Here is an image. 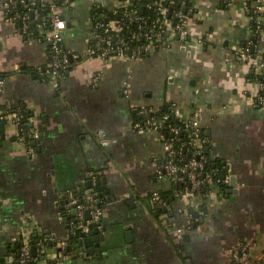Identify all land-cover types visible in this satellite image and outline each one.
<instances>
[{"label": "crops", "instance_id": "crops-1", "mask_svg": "<svg viewBox=\"0 0 264 264\" xmlns=\"http://www.w3.org/2000/svg\"><path fill=\"white\" fill-rule=\"evenodd\" d=\"M6 1L0 0L3 104L29 110L39 140L31 158L17 141L15 123L1 117L0 257L19 235L38 228L43 238H64L61 202L69 192L86 197L88 173L97 172L124 195L105 210L107 196L101 202L108 230L101 233L119 246L108 260L80 258L78 264H235L231 252L239 242L249 243L253 259L264 264V108L251 100L252 73L234 52L250 38L242 1L193 0L191 44L169 32L165 49L139 60L106 61L85 58L94 39L92 12L113 11L128 0H75L62 9V46L83 58L59 88L33 74L48 66L47 46L26 41L4 19ZM168 102L186 120L200 112L211 155L237 184L233 194L228 186L225 192L213 188L214 198L184 232L189 240L172 236L188 220L179 213L182 201L173 197L176 185L157 176L163 145L156 134L134 129L135 109L158 112ZM155 192L168 198L169 211L155 206L158 216L151 210Z\"/></svg>", "mask_w": 264, "mask_h": 264}, {"label": "built area", "instance_id": "built-area-1", "mask_svg": "<svg viewBox=\"0 0 264 264\" xmlns=\"http://www.w3.org/2000/svg\"><path fill=\"white\" fill-rule=\"evenodd\" d=\"M164 1V0H163ZM163 1L156 5H148V8L157 7V17L152 26L145 30L142 23L146 20L140 15L138 10L132 9L131 12H125L117 20L107 21L106 23L93 20L94 39L88 46L85 58H101L106 61L114 59H133L139 60L145 53H151L158 49L168 47L169 37H163L164 33H171L173 36L179 37V41L184 45L191 44L189 41L190 33L188 23L191 19L189 14L183 9L186 6L184 0H170V3H178L180 10L175 12L174 18L168 16L169 8L164 5ZM244 13L249 19L250 38L245 46L234 50L235 54L240 58L241 63L248 66L252 73L250 77V85L253 86L252 95L250 96L253 103L264 108V0H241ZM17 0H8L1 6V13L4 19L16 26L17 32L22 37L31 38L29 32L30 23L37 22L40 31L39 42H43L47 46L48 67L47 75L49 83L54 88H59L62 78L82 61V56L76 53L65 51L62 47V32L65 29V20L62 16V9L69 7L72 3L68 0L64 1L61 6L57 4V0H20V4L24 6V13H15L9 16L11 9L15 7ZM48 4V19L42 17V11H45L44 5ZM42 5V7H38ZM130 0L121 8L127 9ZM139 6V5H138ZM137 6V7H138ZM120 8L112 11L114 15H118ZM30 15L33 21L30 20ZM131 16L132 25L137 29L129 31V41L123 37V32L128 29L126 21ZM177 21L174 24V20ZM20 22V28L17 22ZM252 22L256 23L253 28ZM49 27V29H48ZM103 30V34L99 30ZM157 33V34H156ZM141 38L146 40V46L132 48L130 43L138 42ZM254 39L258 41L255 44ZM41 71V70H40ZM101 78L98 74L93 78L97 83ZM5 80H0V107H2ZM128 94V91H125ZM139 115L146 116L147 120L138 121L134 124V129L139 133L156 134L163 145L165 152L164 158L161 160L157 176L159 179L167 178L176 189L173 191V197L179 199L183 203V207L179 209V213L188 220V225L184 229H175L173 234L184 233L192 229L195 211H204L206 203L214 198L213 188L215 186H228L229 178H216L219 172L216 169L209 170L207 167L208 160L203 154V149L209 145L205 130L201 128L197 112L192 119H184L182 111L176 104H173L172 112L179 121H185L183 127L168 125L164 132V123L169 119L168 115L163 116L160 120L151 117L157 111L149 108L139 109ZM12 121L18 128L17 141L24 145L27 153L31 158L36 156V147L27 146V139L38 140V131L32 129L25 131L23 125L17 121L18 115H12ZM183 132L187 133V140L182 141L179 137ZM88 179H91L94 186L97 187L101 178L104 176L97 172L88 173ZM152 203L160 209L168 208L166 197L155 192L152 195ZM101 203L95 198L94 194L86 197L70 193L67 195V203L64 205L63 211L59 215V220L68 227V233L64 238L46 237L41 238L35 245L32 244V236L30 233L19 235L18 241H22L20 249L19 264H65L69 259L67 247L70 244L69 239L80 238V234L88 235L91 227L101 222L104 210L100 206ZM74 208L76 213H73ZM87 211L90 212V218H87ZM101 229V227H100ZM75 239V241H76ZM14 242V243H16ZM32 247H35L36 253L32 254ZM51 248L52 252H48ZM231 258L235 264H257L258 260L253 259L251 254V246L249 243L239 242L231 252ZM15 260L12 256L7 257L6 264H14Z\"/></svg>", "mask_w": 264, "mask_h": 264}, {"label": "trees", "instance_id": "trees-1", "mask_svg": "<svg viewBox=\"0 0 264 264\" xmlns=\"http://www.w3.org/2000/svg\"><path fill=\"white\" fill-rule=\"evenodd\" d=\"M28 2H30L31 0H27ZM66 1V0H57V4L59 6H61L63 4V2ZM69 3H72L73 1L75 0H68ZM163 0H130V4L131 6H129L127 9L125 8H120L119 11H118V15H114L112 13V11H107V10H102V11H99L97 8H95L92 12V18L93 20L95 21H99V22H102V23H106L107 21H111V20H117L118 17H121L125 12L129 11L131 12L132 9H136L138 10L139 14L140 15H143L145 17V21L142 23V27L145 29V30H148L153 22L155 21L156 17H157V7L156 6H153L151 9L148 8V5H156L157 3L161 2ZM186 2V6L185 8L183 9V11L187 14H189V11L192 10V13L189 15L190 18H192L193 14H194V9H193V5H192V1L193 0H184ZM164 5L167 6L169 8V13H168V16H172L173 18L175 17L174 14L175 12L179 11L180 10V5L178 3H173L171 4L170 3V0H164L163 1ZM139 5V6H138ZM138 6V7H137ZM38 7H42V5H38ZM44 8H45V11H42V17H44L46 20L48 19V9H49V6L48 4H45L44 5ZM144 9V13H141V9ZM11 13L9 16H12L14 15L15 13H24L26 10L24 8L23 5L20 4V0H17V3L15 4V7H13L11 9ZM30 20L33 21V17L30 15ZM175 21V19H173ZM132 22L133 20L131 19V16L127 19L126 21V24H127V27L128 29H126L124 32H123V37H125L127 39V41H129V31H132L134 32L137 28L135 26L132 25ZM38 24L37 22H34V23H30V26H29V32L31 34V38H27V37H24V39L26 41H30V40H37L38 38H40V31L38 30ZM252 25H253V28L256 27V23L252 22ZM17 26L20 28L21 24L20 22L18 21L17 22ZM49 29V27H48ZM99 33H102L103 34V30L100 29L99 30ZM157 34V33H156ZM163 37H167L166 33L163 34ZM189 41L191 42L192 39L191 37H189ZM254 42L255 44L258 43V41H256L254 39ZM146 40L141 38L138 42H133V43H130L131 47L132 48H137V47H142L143 49L145 48L146 46ZM246 44H244L243 46H245ZM63 47V46H62ZM64 49V48H63ZM65 50V49H64ZM66 51V50H65ZM148 53H145L143 56L147 55ZM48 67V66H47ZM47 67L43 70H38V71H34L33 74L34 75H38L40 77H42L43 79H45L47 82H49L48 80V75L46 73L47 71ZM71 70V69H70ZM253 75L250 74V77H252ZM0 79H5V75L4 74H0ZM173 102H168L164 107H162L156 114H152L151 117H156L157 119H161L163 116L165 115H168L169 116V119L165 121L164 123V132L166 134H168L167 130H166V127L168 125H176V126H180V127H183V125H185V121H179L173 114L172 112V108H173ZM2 107H5L4 104H2ZM6 109L8 110V117L11 118V116L13 114H17L18 115V119L17 121L20 122L25 131H30L32 129H34V127H30L29 124L30 123V118H31V112L27 109H25L24 107H17V108H8L6 106ZM139 109H135L134 110V115H135V120L136 122L138 121H144V120H147V117L146 116H142V115H139ZM4 118V117H3ZM205 135L206 137L208 138V141H209V145L207 146V148L209 149L210 151V145H211V141H210V138L207 136L206 132H205ZM182 141H186L187 140V133L183 132V134L180 135L179 137ZM39 140V139H38ZM38 140H32V139H27V146H31V147H37V145H35V143H38ZM203 154L206 155L207 157V160H208V164H207V167L209 170H214L216 169L217 171H219L217 174H216V178H220L221 176V172H222V165L220 163V161L218 160H213L211 158V153H206L203 149ZM224 192L226 190V186H221L220 187ZM167 201H168V198H166ZM101 206V205H100ZM151 210L152 211H155L156 208H155V205L152 203L151 205ZM156 212V211H155ZM193 214V212H192ZM44 235H38V236H32V244L35 245L37 243V241L41 238H43ZM46 237V236H45ZM75 239L76 238H71L69 239V242L70 244L72 243H75ZM22 247V241H18L16 243H13L11 245V247L9 248L8 250V253L14 258L15 260V263L14 264H19V260H20V249Z\"/></svg>", "mask_w": 264, "mask_h": 264}, {"label": "water", "instance_id": "water-1", "mask_svg": "<svg viewBox=\"0 0 264 264\" xmlns=\"http://www.w3.org/2000/svg\"><path fill=\"white\" fill-rule=\"evenodd\" d=\"M141 13H144V9H141ZM177 21H174V24H176ZM179 39V37H177ZM1 80V79H0ZM5 107H0V119L1 117H4V120H11V118L8 117V110L6 109V102H5ZM3 126V124H1ZM30 127H33L34 125L31 123L29 124ZM35 145H37V143H35ZM204 151L206 153H209V149L205 148ZM211 158L213 160H216L214 158V155H211ZM110 170H108L109 172ZM221 177L225 178L226 177V171H222L221 172ZM87 184L85 186L86 189V193L87 195L89 194H94L95 198H97V200L99 201V203L102 202V199H104L106 196V203L107 205L104 208L107 209L108 205L114 204V202L116 201H121L122 199H124V195H118L117 191H116V187L113 185V183H107V180L105 177L101 178L100 183L98 184L97 187L94 186V183L91 179L87 178ZM228 187L231 188L230 191H227L229 194H233L236 193L233 191V189L237 188V184H236V180L234 179V177H232L230 179V184L228 185ZM75 194H77V192H74ZM66 196V195H65ZM64 196V200L65 203L61 202V204L64 206L67 203V197ZM132 200V199H131ZM131 202V201H130ZM165 211H169L168 209H166ZM73 213H76V209L74 208ZM160 212H155V215H159ZM200 215V212L195 211L194 212V216L198 217ZM87 218H90V212L87 211ZM106 219L103 217L101 222L98 223L97 225H94L91 227V231L88 235L81 233L80 234V238L76 239L75 243L69 245L67 247V252L69 254H73V259H74V264H78V261L80 258H83V260L87 261L90 257H92V259H95L97 261H101V260H108L110 258V256L113 254V249L116 248L117 244H114L112 242V240L107 237V235L102 234L101 232H108L107 230V226L105 224ZM100 227L102 229H100ZM193 228H195V225L193 226ZM38 233L40 235L42 234V231L40 228L37 229ZM128 230V229H127ZM126 230V236H129L131 233L127 232ZM38 233H34L33 236H38ZM46 234H49L45 231ZM49 236V235H47ZM173 238H181L183 240H189L190 236L189 235H185L184 233H178V234H173L172 235ZM36 253V249L35 247H32V254L35 255ZM11 256L9 253L6 256L0 257V264H6V260L7 257ZM263 262V261H262ZM264 263V262H263ZM65 264H69L68 260L66 261Z\"/></svg>", "mask_w": 264, "mask_h": 264}]
</instances>
